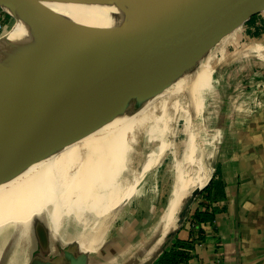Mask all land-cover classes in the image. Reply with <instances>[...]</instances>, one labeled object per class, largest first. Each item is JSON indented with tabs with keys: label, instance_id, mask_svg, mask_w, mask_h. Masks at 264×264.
<instances>
[{
	"label": "water",
	"instance_id": "water-1",
	"mask_svg": "<svg viewBox=\"0 0 264 264\" xmlns=\"http://www.w3.org/2000/svg\"><path fill=\"white\" fill-rule=\"evenodd\" d=\"M10 1L21 4L47 35V52L29 65L0 59V73L11 77L0 86V104L18 100L38 85L43 88L30 113L0 124V170L81 135L117 109L139 101L152 84L165 85L170 76L198 62L232 30L264 11V0H154L109 8L103 11L105 21L87 22L61 9L80 5L72 0ZM201 191L194 190L188 207ZM40 223L30 225V241L51 248L48 230ZM31 255L27 264L89 261V254L73 256L68 250L51 257Z\"/></svg>",
	"mask_w": 264,
	"mask_h": 264
},
{
	"label": "bare ground",
	"instance_id": "bare-ground-1",
	"mask_svg": "<svg viewBox=\"0 0 264 264\" xmlns=\"http://www.w3.org/2000/svg\"><path fill=\"white\" fill-rule=\"evenodd\" d=\"M72 1L80 5L61 9L82 21L103 22V11L109 8L154 0ZM19 5L22 7L21 16L25 12L24 23L22 25L19 19L11 32L0 38V59L10 65L35 64L46 57L43 40L47 35L34 25L25 8ZM228 36L219 43L227 41ZM211 51L198 62L170 76L165 85L152 84L150 91L139 101L117 109L89 131L32 153L0 170V264H27L34 250L33 242L25 236L32 219L48 226L53 241L61 240L63 244L77 242L83 252L91 253L107 234L105 217L110 215L108 209L116 203L118 194L128 188L125 183L131 182L126 167L130 163V148L127 146L123 153L117 154V149L126 145L122 129L135 120L143 127L153 118L159 92L177 85L186 69L193 66L204 68V78L210 80L214 63ZM10 78L0 73V86ZM195 86L194 79L190 84L191 94L197 90ZM42 89V85H38L18 100L5 99L0 104V124L30 113ZM175 103L173 109H176ZM64 176L70 180L73 193L80 191L78 202L74 201ZM72 212L81 229L71 233L67 231L64 219ZM13 230H16L15 234ZM10 235L12 242L7 247Z\"/></svg>",
	"mask_w": 264,
	"mask_h": 264
},
{
	"label": "rangeland",
	"instance_id": "rangeland-1",
	"mask_svg": "<svg viewBox=\"0 0 264 264\" xmlns=\"http://www.w3.org/2000/svg\"><path fill=\"white\" fill-rule=\"evenodd\" d=\"M5 2L7 4L0 2V38L10 33L19 19L22 25L25 20V12L21 16L22 7L18 3L10 0ZM262 14L259 15L260 19L264 18V12ZM262 29L260 35L255 37L248 34V27L245 25L232 30L229 36L226 35L227 41L218 43L211 49L214 63L210 80H205L204 68L193 66L188 68L189 70L186 69L177 85L159 92L153 118L146 121L143 127L138 120H135L128 122L122 129L126 145L117 149V154L123 153L127 146L130 148L131 155L128 159L130 163L129 166L126 164V167L129 169L127 174L131 182L125 183L128 188L118 194L116 203L108 209L110 215L105 217L107 234L92 249L91 258L98 255L103 243L102 246H106L111 241L114 242L112 246L118 248L119 253L132 250L131 247L138 240L147 239L157 224L166 222L173 215L177 207V203L173 204V200L184 185L188 186L187 192L190 191V194L193 188L199 187L192 181L188 184L190 178L202 177L203 185L210 178L218 147L216 128L228 107V95L238 79H243L242 84L248 85L250 75L255 72L264 74V27ZM219 72L224 75V82L218 83ZM227 74H230L231 78L235 76V80H230ZM194 79L197 90L191 94L190 84ZM173 103L176 104V109L172 108ZM64 180L72 192L70 180L66 176ZM72 196L74 201L78 202L80 191L72 192ZM183 200L184 197L181 201L184 206L187 198ZM107 204L109 205V201ZM192 206L191 211L196 204ZM74 219L73 212L64 219L68 232L81 229L77 219L76 221ZM33 222L34 219L28 228L32 229L30 225ZM40 224L42 228L50 231L44 222ZM38 230H35L37 237ZM15 231L13 230L14 234ZM25 236L29 241L33 239L29 229ZM7 239L8 247L12 242L11 235ZM51 241L61 245L60 240L53 241L51 238ZM139 254L143 257L138 256L140 262L137 264L148 262L143 253ZM124 257L118 255L112 262L102 259L101 256L97 259H100L98 264H125Z\"/></svg>",
	"mask_w": 264,
	"mask_h": 264
},
{
	"label": "crops",
	"instance_id": "crops-1",
	"mask_svg": "<svg viewBox=\"0 0 264 264\" xmlns=\"http://www.w3.org/2000/svg\"><path fill=\"white\" fill-rule=\"evenodd\" d=\"M263 12L242 25L248 27L249 35H260L264 18L260 19L259 15H263ZM227 76L235 80V76ZM249 78L248 85L242 84L243 79H238L228 95V107L216 128V162L205 184L201 183L200 176L190 178L188 184L192 181L199 187L195 186L191 194L187 192L186 185L179 190L173 200V204L177 203L173 215L166 222L157 224L151 236L138 240L131 247L132 250L120 253L118 248L112 246L113 241L106 246H102L103 243L100 248H104H99L100 252L95 258L89 254L88 264H98V256L112 262L118 255L125 256V264H130L131 260V264H137L140 262L138 256L143 257L139 253L147 257L145 264H159L161 256L177 240L192 245L189 260L182 264H264V74L255 72ZM224 79L219 72L218 83L224 82ZM197 188H202V191L188 207L187 201ZM183 197L184 200L187 198L184 206L181 203ZM194 204L196 206L191 211ZM197 210L211 212L213 220L194 221ZM184 212V220L180 223ZM200 235L202 237L198 240ZM48 237L52 247L43 248L41 243H36L31 258L36 253L51 257L49 254L53 256L62 250H68L73 256L83 252L73 244L77 242L63 244L60 240L59 245L51 241L50 233Z\"/></svg>",
	"mask_w": 264,
	"mask_h": 264
},
{
	"label": "trees",
	"instance_id": "trees-1",
	"mask_svg": "<svg viewBox=\"0 0 264 264\" xmlns=\"http://www.w3.org/2000/svg\"><path fill=\"white\" fill-rule=\"evenodd\" d=\"M213 218L214 215L211 212H202L199 210H197L193 216V220L196 222L212 221ZM201 237L202 236L200 235L198 240ZM191 246L192 245L189 242L177 240L174 246L169 251L164 252L161 256L159 264H182L187 262L190 258L189 250L191 249Z\"/></svg>",
	"mask_w": 264,
	"mask_h": 264
}]
</instances>
